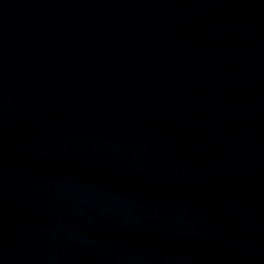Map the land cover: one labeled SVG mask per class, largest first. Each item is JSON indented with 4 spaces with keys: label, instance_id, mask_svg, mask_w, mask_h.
<instances>
[{
    "label": "water",
    "instance_id": "obj_1",
    "mask_svg": "<svg viewBox=\"0 0 264 264\" xmlns=\"http://www.w3.org/2000/svg\"><path fill=\"white\" fill-rule=\"evenodd\" d=\"M0 264H264V0H0Z\"/></svg>",
    "mask_w": 264,
    "mask_h": 264
}]
</instances>
